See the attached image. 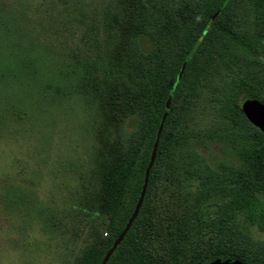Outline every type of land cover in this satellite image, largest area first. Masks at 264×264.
Returning <instances> with one entry per match:
<instances>
[{
	"label": "trees",
	"instance_id": "16d2710c",
	"mask_svg": "<svg viewBox=\"0 0 264 264\" xmlns=\"http://www.w3.org/2000/svg\"><path fill=\"white\" fill-rule=\"evenodd\" d=\"M240 2L251 30L235 22ZM38 15L48 40L32 36ZM64 35L78 36L65 59L53 39ZM244 99L264 105V0H105L100 14L79 0L0 5V131L35 125L68 100L99 124L75 207L104 218L105 236L75 264H100L124 229L159 128L141 206L106 264H264V134L244 116ZM202 101L214 123L188 128ZM208 145L226 159L204 158L198 148ZM7 191L9 204L36 210L21 190ZM44 224L58 226L52 212Z\"/></svg>",
	"mask_w": 264,
	"mask_h": 264
},
{
	"label": "rangeland",
	"instance_id": "374dc122",
	"mask_svg": "<svg viewBox=\"0 0 264 264\" xmlns=\"http://www.w3.org/2000/svg\"><path fill=\"white\" fill-rule=\"evenodd\" d=\"M17 1L0 0V5ZM21 1L35 5L43 0ZM79 1L85 12L92 9L100 14L105 0ZM235 15L240 30L253 28L251 12L243 2L235 7ZM35 18L40 19L39 15ZM40 20L43 27L38 26L32 36L37 41L48 40L45 21ZM64 36H53L55 46L63 45V59L76 54L78 41V36ZM83 106L68 100L59 108L48 107L35 125L26 123L15 130L8 126L10 131H0V264H75L94 236H105L104 218L85 215L75 207L77 191L91 165L95 140L90 132L99 129ZM214 121L202 101L191 113L188 128L207 130ZM100 132L103 135L102 128ZM198 150L210 161L226 159L218 145ZM10 187L24 192L27 201L44 215L35 209L26 214L9 204L5 196ZM168 192L158 196L159 206L171 200ZM51 212L58 226L46 227L45 216Z\"/></svg>",
	"mask_w": 264,
	"mask_h": 264
},
{
	"label": "water",
	"instance_id": "95a60500",
	"mask_svg": "<svg viewBox=\"0 0 264 264\" xmlns=\"http://www.w3.org/2000/svg\"><path fill=\"white\" fill-rule=\"evenodd\" d=\"M181 76V72H179L176 82L173 85V88L171 89L169 96L167 98L166 104H165V109L166 111L168 110L169 104H170V100L172 98L174 89L176 88L177 83L179 82ZM242 111L244 113V116L246 117V119L248 120V122L250 124H252L254 127H256L257 129H259L263 134H264V105L252 100V99H246L242 105H241ZM159 134H160V128L157 132L156 138H155V142L153 145V149L151 152V156H150V160H149V164L145 170V177H144V183L138 198V201L136 203V206L134 208V211L132 213V215L130 216V218L128 219L124 229L122 230V232L119 234V236L114 240L111 248L106 252V254L104 255L103 259L101 260L100 264H106L109 257L111 256L112 252L116 249V247L120 244V242L122 241L123 237L125 236L126 232L128 231V229L130 228L132 222L134 221L135 217L137 216V213L139 211V208L141 206L144 194H145V189H146V184H147V179H148V172L149 169L151 168L154 158H155V153H156V148H157V144H158V139H159ZM209 264H241L239 262L236 261H229V260H219V261H215V262H211Z\"/></svg>",
	"mask_w": 264,
	"mask_h": 264
}]
</instances>
